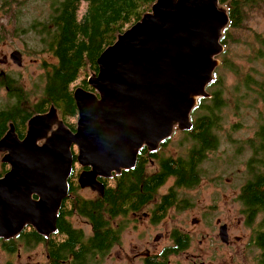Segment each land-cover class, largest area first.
Here are the masks:
<instances>
[{"label": "water", "instance_id": "1", "mask_svg": "<svg viewBox=\"0 0 264 264\" xmlns=\"http://www.w3.org/2000/svg\"><path fill=\"white\" fill-rule=\"evenodd\" d=\"M230 22L220 0H156L99 55L98 71L87 77L97 93L75 88V131L54 105L30 117L24 137L11 123L0 139L2 161L10 165L0 177V237L13 238L29 224L43 235L57 230L74 144L77 161L89 167L79 185L102 195L99 177L134 167L144 145L156 150L176 128L191 130L199 100L212 97L208 86ZM11 56L22 65L19 50Z\"/></svg>", "mask_w": 264, "mask_h": 264}, {"label": "flooded vegetation", "instance_id": "2", "mask_svg": "<svg viewBox=\"0 0 264 264\" xmlns=\"http://www.w3.org/2000/svg\"><path fill=\"white\" fill-rule=\"evenodd\" d=\"M13 5L12 0L3 2L0 0V19L2 20L0 22V50L16 38L14 24L18 15L14 12ZM9 7L11 11H8ZM3 13H7L6 16ZM15 50L19 49L11 50L9 55L6 53L1 55L0 51V87L5 89L9 95L15 93V88L19 85V81L13 74L16 63L11 54ZM19 51L22 53L23 59L26 53L23 49ZM44 51H48L55 59L54 62L46 63L44 66L46 78V74L56 67L57 58L50 47L46 46ZM78 86L97 93L88 82ZM75 88H73V92ZM41 96L34 101H40ZM45 101L48 103L43 106L41 111L34 114L45 113L54 105L59 118L64 120L70 129L76 130L79 116L77 106L76 113L71 116L70 114L66 115L64 103ZM5 106L2 105L0 108ZM33 115L26 119L24 129L17 126L14 121H9L8 127L3 129V134V130L0 131V139L5 135L11 123L15 125L19 135L23 132L26 133L28 120ZM178 130L184 134L183 141L192 142L191 147L185 150L171 148V142L176 139ZM192 131L193 128L191 130L176 128L172 136L165 139L156 150H150L144 145L139 151L134 167L122 169L119 173L113 172L110 177L98 178L104 185L102 195L90 187L82 188L79 185L78 180L81 172L89 167H83L77 161L78 146L74 144L72 151L75 159L72 173L68 179L69 195L63 200L57 230L50 235H43L29 224L13 238L0 237V260L3 257V264H264V208L249 207L243 199V188L246 182L254 180L259 172L258 167H261L259 159L248 161L251 171L248 170V180L241 186L239 193L242 206L237 211H233L236 214L232 215L231 220L222 216L216 205L213 207L215 210L206 209L200 217L189 215L184 220L173 217V214L178 211L180 215L187 216V213L193 209L194 202L193 198L188 197L189 190L202 182L204 175L201 169L197 173L198 176L195 177H198L197 186H188V182L180 181L178 174L174 173L166 175L161 184H155L158 174L164 173L163 163L165 165L169 163L172 166L179 165L178 167H182L185 172V179L193 178V172L185 167L190 162V154L195 145ZM25 133L23 134L25 135ZM24 135H20V137H24ZM42 142L43 140L40 141V143ZM0 153L2 154L0 159L2 175L0 177H2L9 171L10 165L2 161L6 152ZM246 167L248 169V165ZM138 170L144 175L136 184V173H140ZM133 180L135 182L132 184L138 185V189H131L132 185H128L126 190H121L117 199V193L112 195V192H109L113 188L117 189L119 184L127 185L128 181ZM145 188L148 189L147 192ZM80 189H90L92 196L82 195L79 192ZM34 197L38 196L35 194ZM90 200L93 203L100 202L98 203L100 206L103 204L104 231L108 234L106 239L109 241V246L104 251L93 252L92 256L83 259L85 263H80L82 260L80 257L81 244L88 247L89 239L94 236V226L86 216L77 211V205L81 206ZM72 208L73 215L71 214L66 219L74 229L80 230L82 243H74L73 248L65 250L69 234L65 230L63 231V225L61 228L59 222L62 210L65 209L66 213ZM79 217L85 218V222L90 225V231L87 232L75 224V219H79ZM144 226L151 228L149 234L142 230ZM131 232L137 234V242L129 252L114 259L115 256L111 253L124 246L125 235ZM54 250L57 251V254ZM38 252L41 253V256ZM5 257H8L7 261Z\"/></svg>", "mask_w": 264, "mask_h": 264}, {"label": "trees", "instance_id": "3", "mask_svg": "<svg viewBox=\"0 0 264 264\" xmlns=\"http://www.w3.org/2000/svg\"><path fill=\"white\" fill-rule=\"evenodd\" d=\"M155 1L54 0L50 13L51 19L49 20L54 24V29H48L45 22L42 24L40 22L30 23V25H41L40 33L46 35L45 47H50L57 58L56 67L46 74V84L40 101L33 102L30 100L29 93L20 85L15 88V93H10L13 101L4 108H0V131L8 127L9 121H14L17 126L24 129L26 119L37 111H41L43 106L48 103L45 100L64 103L66 115L73 116L76 113L73 88L86 83L87 76L93 71H98L97 59L103 50L113 44L120 33L140 20L144 13L151 10ZM220 3L228 7L231 17V22L225 28L222 37V42L226 47L232 42L228 36L230 28L243 27L244 21L249 15L248 8L252 11L253 6H258V2L254 0H220ZM261 8L263 9L264 5ZM258 40L264 45V37ZM258 56L264 62L263 51ZM252 79H248L247 86L250 88L252 86L264 104V75L261 79ZM218 81L215 74V79L209 86L218 83ZM211 93L212 97L201 98L196 107L197 110L202 109V113L194 121L192 139L195 145L190 154V162L185 166L187 170L193 172V178L185 179V172L182 167H178L179 165L172 166L169 163L166 165L163 163L164 173L158 174L156 185L161 184L166 175L173 173L178 174L180 181L188 182V186L198 184V177H195L200 172V163L207 157L208 152L217 149L219 145L216 129L220 126V110L223 107L224 97L221 89H216ZM23 133L20 135L23 136ZM252 153L253 157L249 160L259 159L261 167H258L259 172L255 179L246 182L243 188V199L249 207L264 208V122L257 131V144L253 147ZM249 165L250 162H248V170L251 171ZM138 171L140 173H136L137 182L134 179L128 181L127 185L119 184L117 189L113 188L109 192H112V195L117 193V199L121 190H126L128 185H132L131 189H138L136 184L144 175L140 170ZM132 182L136 184L134 185ZM76 187L78 186L76 185ZM145 191L147 192L148 189L145 188ZM98 203L100 202L93 203L90 200L81 206L77 205V211L86 216L94 226V236L89 239L88 247L81 244L80 257L82 260L80 263H85L83 259L92 256L93 252L104 251L109 246V241L106 239L108 234L104 231V207L103 204L100 206ZM64 210H62L59 225L61 228L63 225V231L65 230L69 234L64 248L68 250L75 246L74 243H82V237L80 230L74 229L73 225L66 219V217L71 216L73 208L66 213ZM54 252L57 254L56 250Z\"/></svg>", "mask_w": 264, "mask_h": 264}, {"label": "rangeland", "instance_id": "4", "mask_svg": "<svg viewBox=\"0 0 264 264\" xmlns=\"http://www.w3.org/2000/svg\"><path fill=\"white\" fill-rule=\"evenodd\" d=\"M254 1L258 2V6H253L252 11L248 8L249 15L244 21V26L238 29L230 28L228 36L232 42L226 46L225 53L219 56L223 64L215 72L219 81L208 87L210 92L221 89L224 97L220 110V126L216 129L219 138L218 148L208 152L207 157L200 163L204 178L198 186L196 185L197 187L189 190L188 196L193 198V209L187 216L180 215L178 211L173 217L183 220L189 215L200 217L206 209L215 210L213 207L216 205L222 216L231 220L232 215L236 214L233 211L242 206L239 200L240 188L248 180L247 162L250 161L253 147L257 144L259 126L264 122L262 98H259L252 86L251 88L247 86L249 78L257 80L264 75V62L258 56L261 51L264 53V45L258 40L264 37V8H261L264 0ZM53 3L54 0L13 2L14 12L18 15L14 24L16 38L0 50L1 55L3 53L9 55L13 49L25 51L22 65H14L13 74L33 102L42 95L46 84L45 64L54 62L55 59L48 51H44L46 35L39 32L41 25L35 26L30 23L45 22L47 28L53 30L55 26L49 21ZM8 11H11L10 7ZM3 14L6 16L7 13ZM11 101L9 93L0 87V107L10 104ZM201 113L202 109L195 108L192 112L193 121ZM177 134L176 139L171 142L173 150L179 148L185 150L192 146L191 141L189 143L183 141V132L178 130ZM1 156L0 153V159ZM79 192L85 196H92L90 189H80ZM75 224L87 232L91 229L85 218H76ZM142 230L147 234L151 232V228L146 226ZM136 242V233H126L124 246L111 253L115 256L114 259L129 252ZM38 254L41 256L40 252ZM5 260L7 261L8 257H5ZM0 261L3 264V257Z\"/></svg>", "mask_w": 264, "mask_h": 264}]
</instances>
